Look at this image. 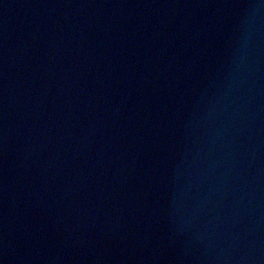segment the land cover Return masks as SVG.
<instances>
[{
    "label": "water",
    "instance_id": "1",
    "mask_svg": "<svg viewBox=\"0 0 264 264\" xmlns=\"http://www.w3.org/2000/svg\"><path fill=\"white\" fill-rule=\"evenodd\" d=\"M0 264H264V0H0Z\"/></svg>",
    "mask_w": 264,
    "mask_h": 264
}]
</instances>
